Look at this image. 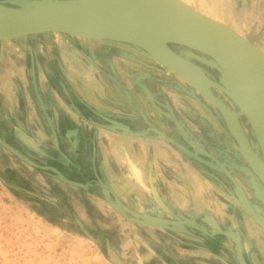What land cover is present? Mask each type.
Wrapping results in <instances>:
<instances>
[{"label": "crops", "instance_id": "1", "mask_svg": "<svg viewBox=\"0 0 264 264\" xmlns=\"http://www.w3.org/2000/svg\"><path fill=\"white\" fill-rule=\"evenodd\" d=\"M52 35L0 42V79L7 67L13 78L0 81V136L10 145L1 146L16 188L99 234L122 235L143 264H264V228L242 205L226 207V188H243L241 157L225 127H211L209 103L190 88L198 104L178 97L172 76L125 84L108 69L117 52L89 44L98 39L72 43L78 58L97 53L100 71L81 59L64 65L48 48ZM1 253L0 264L15 263Z\"/></svg>", "mask_w": 264, "mask_h": 264}, {"label": "water", "instance_id": "2", "mask_svg": "<svg viewBox=\"0 0 264 264\" xmlns=\"http://www.w3.org/2000/svg\"><path fill=\"white\" fill-rule=\"evenodd\" d=\"M54 32L136 45L162 66L127 50L122 54L179 74L222 113L244 162L251 168L249 180L256 193L264 196V47L261 42L188 0H32L31 4L26 0H18L17 4L0 1V42ZM174 44L210 56L224 71L229 86L212 78L201 64L180 53ZM215 88L228 94L246 114L260 151L251 140L240 111L221 98ZM0 142L9 145L1 137ZM91 231L98 236L97 231ZM103 237L100 245L114 262L129 264L110 244L111 239Z\"/></svg>", "mask_w": 264, "mask_h": 264}, {"label": "rangeland", "instance_id": "3", "mask_svg": "<svg viewBox=\"0 0 264 264\" xmlns=\"http://www.w3.org/2000/svg\"><path fill=\"white\" fill-rule=\"evenodd\" d=\"M9 1L10 3L18 2V0ZM199 4L203 11L227 21L254 41L261 42L264 47V0H200ZM54 36L57 37L54 38ZM72 36L73 37L71 38L69 36L64 37L61 33H55V35H52L50 42L53 43V41L57 39L59 45L55 47L50 43V46H48L51 51L60 50V53L58 51L57 54L61 55V58H63L64 65L68 66L78 65L76 64V61L81 59L75 55V45L72 41L76 40L75 38H79V40L84 41L85 43L87 42L88 44V40H94L78 36L75 37L74 35ZM64 38L67 39L64 40ZM98 40H101L97 41L100 43L91 41L92 43L89 44L94 43L96 48L98 47L117 52V54L112 55L110 58L111 62L109 64L111 65H109L110 67L107 66V68L109 67V70L114 68L116 71L120 72L122 76L120 80L125 82V84L134 85V82L140 81V78L138 77L140 75L144 77V80L155 82L160 86L167 84L171 80V76L174 79H177L179 83H185L183 78L171 69L162 71L159 68L148 66L137 59L122 54L123 50H127L135 53L150 63L162 66V64L154 58L145 55L136 45H128L113 40ZM78 48L80 47L78 46ZM91 48H93V45ZM97 57V53H93L91 56L81 59L83 61L81 65H86L95 69L97 68L100 71L104 63H102ZM61 62L62 61L60 60L59 63L61 64ZM3 65L12 66L15 64L7 58ZM139 69H141V72L136 73ZM4 70L7 71L5 74H2L3 78L0 79V81L3 80L9 85L13 79L11 69L10 67H7ZM14 70L15 73H18L17 68ZM186 86H188L200 98L208 102L198 90H194L189 84H186ZM176 89L179 91L178 94H176L178 97L188 96L191 98L192 102H195L196 104L199 103V101L193 98L194 96L189 94L186 88L184 89L179 86ZM10 90H7V94L11 93ZM150 92L153 93L152 89ZM223 93L224 95L222 94V96L228 98L229 95L227 94V96L225 92ZM5 97L10 98L9 95H5ZM196 104L193 106L188 105L189 108L186 106L188 108L187 110H189V112H194L192 107H195V109L200 108ZM236 108L250 124L246 114L241 111L238 106ZM203 109H205L206 113L210 114L209 117L212 118L210 122L213 125L211 127L214 128V130H221L222 132V128L225 127L226 137L231 151L232 149L234 151L237 150L243 165L248 166L243 160V154L238 143L229 130L226 129V124L223 126L221 123V126L219 127L216 122L218 120H216V115H214L213 111H208L205 107H203ZM197 128L201 129L200 126ZM0 151H4L0 152V243L3 248L0 251L4 258L7 257V260L13 258V261L16 260L14 264H117L100 245V240L104 238V235L98 234V236L92 237L86 234H80L81 228L78 221L66 218L60 212L54 211V209L45 206L34 195L29 194L27 190L23 191L16 188V185L13 182L14 173L6 168L11 161V153L1 145ZM5 158L7 160H5ZM4 176H9V179L3 178ZM249 177L250 171L249 175L239 172V176L235 178L237 184H243V188L240 189V187H238L235 191L231 189L230 192L229 187L226 188L225 195L223 194V196L228 198L226 201V207L232 208V203H237L239 206L242 205L245 211L244 213L252 217L254 216L257 226L259 228H264V217L262 216L264 214V208L261 209L263 212L262 214L258 212V217L256 216L257 212L254 210L258 204L264 206V200L257 199L260 194L256 193V189L249 180ZM228 179L233 182L234 176L231 175ZM24 185L27 186V184ZM234 192H237V194L235 197H232L231 195L235 194ZM234 199H237V202ZM91 226H94V224H89L88 228H91ZM105 237L111 239L110 244L123 260L129 264H143V259H145L146 256H144V254L139 256L138 251L128 249V247H126L127 242L122 235H118L116 238H112V235H105ZM10 245L13 246L12 249L10 248Z\"/></svg>", "mask_w": 264, "mask_h": 264}, {"label": "flooded vegetation", "instance_id": "4", "mask_svg": "<svg viewBox=\"0 0 264 264\" xmlns=\"http://www.w3.org/2000/svg\"><path fill=\"white\" fill-rule=\"evenodd\" d=\"M0 1H2V0H0ZM8 3H10V1L8 0L7 1ZM26 2H28V3H32V1L31 0H26ZM18 3V2H17ZM17 3H10V4H17ZM55 33H61V34H63V35H65L66 33H62V32H54V33H48V34H43V35H35V36H44V35H50V34H55ZM66 35H72V34H66ZM74 36H76V35H74ZM33 37V36H32ZM78 37H80V36H78ZM27 38H30V37H27ZM23 39V38H22ZM18 40H20V39H18ZM14 41H16V40H14ZM174 46H175V48L180 52V53H183V54H185V55H188L189 57H191L194 61H196V62H198L199 64H201L206 70H207V72L209 73V75L212 77V78H214L215 80H217V81H219V82H222L223 84H225V85H227V86H229V83H228V81H227V78H226V76H225V73H224V71L221 69V67L210 57V56H208L207 54H205V53H202V52H200V51H198V50H194V49H189L188 50V48L187 47H185V46H183V45H180V44H174ZM187 49V50H186ZM194 52H193V51ZM183 81L188 85L189 83L186 81V80H184L183 79ZM182 84V83H172V85L175 87V88H178L179 86H181L182 88H189L188 86H186V84ZM190 85V84H189ZM188 90V89H187ZM215 91H216V93H218V95L221 97V98H223L225 101H227L234 109H236V110H238L236 107V104H235V102L232 100V98L231 97H229L227 94V96H228V98H224V96H222V94L224 95V91H222V90H220V89H217V88H215ZM202 95V94H201ZM207 100V99H206ZM208 101V100H207ZM208 103H209V105L211 106V111H213V113L217 116H219V117H221V119H222V121L220 122V121H218L219 123V125L221 126V124L220 123H222V125L223 124H226V122H225V119H224V117H223V115H222V113L219 111V109L218 108H216L215 106H213L209 101H208ZM217 111H216V110ZM241 115V114H240ZM241 119H242V121H243V123H244V125H245V127H246V129H247V131H248V134H249V136H250V138H251V140L253 141V143H254V145L257 147V149L260 151V149H259V145H258V143H257V140H256V137H255V134H254V132H253V129H252V127H251V125L246 121V119L244 118V116H242L241 115ZM225 122V123H224ZM179 124V123H178ZM180 125V124H179ZM225 126V125H224ZM227 126V125H226ZM227 129V128H226ZM232 135V134H231ZM233 136V135H232ZM1 137V136H0ZM2 138V137H1ZM234 138V137H233ZM235 139V138H234ZM0 145H4L5 146V144L4 143H2V142H0ZM247 164V163H246ZM238 167H239V170L241 171V173L243 174V173H245L246 175H249V171L251 170V168L249 167V165L248 166H245V165H243V163H239L238 162ZM3 178H5V179H9V176H4ZM14 182H15V180H13ZM257 199H260V200H264V196H262L261 194L259 195V197H257ZM257 208V209H256ZM264 208V206H262V204H258L255 208H254V210L257 212L256 213V216L258 217V215L257 214H259L258 212H260V214H262L263 212L261 211V209H263ZM264 215V214H263ZM262 215V216H263ZM264 217V216H263ZM84 226V227H83ZM80 228L82 229V228H88V226H86L85 224L84 225H81L80 224Z\"/></svg>", "mask_w": 264, "mask_h": 264}, {"label": "trees", "instance_id": "5", "mask_svg": "<svg viewBox=\"0 0 264 264\" xmlns=\"http://www.w3.org/2000/svg\"><path fill=\"white\" fill-rule=\"evenodd\" d=\"M84 227V226H83ZM92 228H82L81 230H80V234H82V235H88V236H92V237H94V235H93V233H92Z\"/></svg>", "mask_w": 264, "mask_h": 264}, {"label": "bare ground", "instance_id": "6", "mask_svg": "<svg viewBox=\"0 0 264 264\" xmlns=\"http://www.w3.org/2000/svg\"><path fill=\"white\" fill-rule=\"evenodd\" d=\"M176 45V44H175ZM173 61V60H172ZM173 62H175V61H173Z\"/></svg>", "mask_w": 264, "mask_h": 264}]
</instances>
